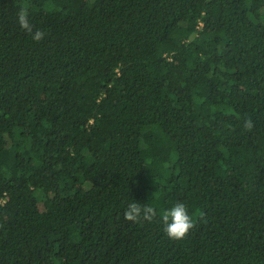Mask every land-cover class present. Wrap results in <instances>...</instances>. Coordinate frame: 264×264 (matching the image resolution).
Instances as JSON below:
<instances>
[{
  "label": "trees",
  "instance_id": "1",
  "mask_svg": "<svg viewBox=\"0 0 264 264\" xmlns=\"http://www.w3.org/2000/svg\"><path fill=\"white\" fill-rule=\"evenodd\" d=\"M0 264H264V0H0Z\"/></svg>",
  "mask_w": 264,
  "mask_h": 264
},
{
  "label": "clouds",
  "instance_id": "2",
  "mask_svg": "<svg viewBox=\"0 0 264 264\" xmlns=\"http://www.w3.org/2000/svg\"><path fill=\"white\" fill-rule=\"evenodd\" d=\"M30 13L27 8H21L17 13V22L22 30L36 43H40L48 38V32L36 28L31 24L29 19ZM254 127L253 121L249 118L244 122V128L251 130ZM159 219L164 226L165 234L173 240L184 239L193 229L194 223L192 216L182 201H177L167 210L160 213L151 205H141L136 202H131L127 205L124 212V218L131 223H141V221L152 222Z\"/></svg>",
  "mask_w": 264,
  "mask_h": 264
}]
</instances>
